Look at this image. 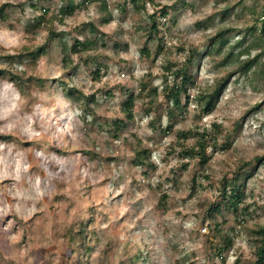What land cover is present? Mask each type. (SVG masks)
Listing matches in <instances>:
<instances>
[{"label": "rangeland", "instance_id": "rangeland-1", "mask_svg": "<svg viewBox=\"0 0 264 264\" xmlns=\"http://www.w3.org/2000/svg\"><path fill=\"white\" fill-rule=\"evenodd\" d=\"M6 1L25 9L19 7L12 16L14 26L0 23V51L12 53L47 39L46 31L26 26L29 17L43 13V6L56 13L68 2L0 3ZM240 1L142 0L136 8L132 0H74V13L55 21L68 43L66 65L62 48L53 47L36 69L29 68L48 78L46 88L0 80V133L13 135L11 141L0 140L1 257H19L20 264H65L67 244L60 232L93 215L100 239L88 264H122L137 250L143 253L139 264H252L257 258L252 231L264 225V76L258 66L243 75L224 56L238 41L236 53L249 42L250 7L264 0ZM105 17L110 21L102 24ZM90 22L98 28L95 34ZM220 29H229L224 44L215 37ZM98 35L103 42L93 52L71 51L75 39ZM257 51L251 50V56ZM191 55L195 84L184 114L176 111L170 120L163 110L154 128L150 88L158 87L155 103L163 100V86L173 80L171 69ZM96 67L100 78L93 72ZM229 72L213 111L205 113L198 96ZM63 76L85 94H95L91 114L62 91ZM127 89L138 95L134 119L116 135L110 121L125 116L121 104ZM215 121L223 133L217 150L208 147L206 164L175 148L179 131L203 130ZM226 136L231 144L221 148ZM187 141L192 145L196 138ZM137 147L151 149L153 166L133 161ZM251 159L244 200L251 214L239 216L244 220L238 222L234 212L226 211L223 230H213L209 209L220 199L222 180ZM163 194L168 196L165 205ZM228 236L233 244L219 255L217 248L228 243Z\"/></svg>", "mask_w": 264, "mask_h": 264}, {"label": "trees", "instance_id": "trees-1", "mask_svg": "<svg viewBox=\"0 0 264 264\" xmlns=\"http://www.w3.org/2000/svg\"><path fill=\"white\" fill-rule=\"evenodd\" d=\"M87 0H83V3ZM244 1L241 0L240 3ZM132 3L136 8L141 7L142 0H132ZM33 6L34 3L32 4ZM23 9V4L18 2L6 1L0 3V23H12V16L16 13L18 8ZM244 7H247L244 5ZM44 12L37 14L33 17L28 18L26 26L32 31L37 32L39 30H44L47 32V39L45 42L32 46L26 45L20 51L17 52H7L0 51V80L12 81L15 85L20 88L23 87H34L38 90H44L46 88L47 77L37 76L29 71V68L34 70L37 68L39 60L41 57L46 56L50 53L51 48L61 47L64 54L62 62L66 65L67 51H69L68 43L63 41V32L57 31L55 27V21L63 22L64 18L72 15L76 9L74 0H68L65 5H62L58 12L50 13L48 7H41ZM251 13L254 15V24L246 28V32L251 35V39L247 42L246 46L238 51H234V47L238 46L241 41L235 43L232 49L224 56V62L226 64L237 65V72H242L243 75L248 74L254 69V67H260L259 73L264 76V3L258 5L253 3L250 7ZM25 10V9H23ZM228 10V9H226ZM154 17V15H152ZM110 21V17H105L102 19V24H107ZM91 31L95 34L98 28L97 26L90 22ZM155 28L158 27L156 23L153 24ZM229 29H220L215 35L222 37V44H224V34L228 32ZM152 37V35H150ZM99 40L103 37L98 35L96 37H86L84 39L77 38L71 46L72 52H93L97 49ZM257 49L258 51L251 56V50ZM143 52L150 54L147 47H144ZM194 52V51H193ZM91 59L95 63H98L97 56H92ZM192 60V55L189 57L185 63L176 68L171 69V73L174 75L172 81H166V84L162 89L163 100L155 103V98L159 96L158 87H151L150 91L152 94V99L150 101V106L148 110L152 109L155 112V117L152 121L154 128L156 127V121L161 120L162 111L164 110L168 118L172 120L179 111L180 114H184L186 104L189 102V89L195 84V79L189 70V65ZM26 64L27 67L20 68V64ZM170 69V67H169ZM77 68L74 69V73ZM94 74L97 78H100V67L94 69ZM256 72V70L254 71ZM73 73V74H74ZM232 72L226 74L225 77L221 78L220 81L215 85V87L208 88L207 90L200 93L198 100L201 104L202 109L205 113L209 114L213 111L216 100L222 94L224 88L229 83ZM62 84V91L75 101L78 108H80L84 113L91 114L93 112L92 102L96 101L95 94H85L82 90L78 89L71 82H67L64 76L59 78ZM142 90L147 88L146 82H142ZM127 97L122 101L121 110L125 113L124 117L117 116L110 121V124L114 126L116 135L128 125L130 120L134 119V107L136 101L138 100V95L127 89L125 91ZM184 97L185 103L183 102ZM187 101V102H186ZM148 108V107H147ZM172 123L168 125L167 130L171 131L173 129ZM221 125L218 122H213L211 127H204L203 130L200 129H187L178 132V144H175L177 150L180 149L183 157L190 159H197L202 165L206 164L211 158V154L207 151L209 146H212L215 150L218 147V140L222 135ZM195 137L196 141L194 144L188 143V138ZM13 135L0 133V140L11 141ZM231 144L230 136H226V141L221 148H229ZM133 161L143 167L153 166L154 163L151 160V149L149 148H139L137 147L136 152L133 157ZM253 164V160H243L241 165L237 170L234 171L233 175L225 176L221 184V196L214 205L209 209V217L213 220L214 226L213 230L221 231V226L226 220L227 212H234L237 216L238 222L243 221L239 216L245 218L251 214L250 206L244 203L246 198L245 187H246V171L249 170ZM189 163H184L183 167L187 168ZM167 194L162 195L161 204L165 205L167 202ZM227 211V212H226ZM17 219L21 220L17 217ZM93 222V215L89 219H76L71 223L63 232H60V239L67 244V261L65 264H88L91 260L93 251L95 250L97 243H99V234L95 227L91 224ZM252 233L254 238L257 240L256 255L257 258L252 262V264H264V225H259L254 228ZM228 243L224 246H219L217 248V253L222 255V253L229 249L233 244L232 238L230 236L226 237ZM143 256L140 250L135 251L130 254L127 261L122 264H139V260ZM19 257H4L0 256V264H20Z\"/></svg>", "mask_w": 264, "mask_h": 264}]
</instances>
